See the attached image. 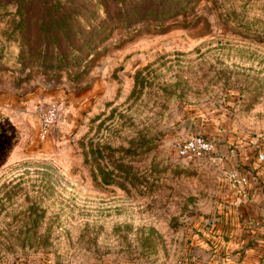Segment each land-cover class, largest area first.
<instances>
[{
    "label": "rangeland",
    "instance_id": "rangeland-1",
    "mask_svg": "<svg viewBox=\"0 0 264 264\" xmlns=\"http://www.w3.org/2000/svg\"><path fill=\"white\" fill-rule=\"evenodd\" d=\"M3 93L62 113L0 132V264H251L228 170L264 187V0H0Z\"/></svg>",
    "mask_w": 264,
    "mask_h": 264
},
{
    "label": "crops",
    "instance_id": "crops-1",
    "mask_svg": "<svg viewBox=\"0 0 264 264\" xmlns=\"http://www.w3.org/2000/svg\"><path fill=\"white\" fill-rule=\"evenodd\" d=\"M26 98L28 97L19 96L15 93H3L0 95V132L2 130H18V132H22L20 133V137H22L23 134H26L25 131L38 129V109L40 107L33 108L26 102ZM14 108H17V111ZM261 183L262 181L259 178L256 179L251 176L246 188V197L240 200L239 211L242 215V223L249 227L245 231L250 230L252 232L247 235L248 237H254L253 233L260 231L256 227H250L249 223H247L248 219L254 217L258 222L264 223V187ZM247 239L249 240V238L236 239V243L244 245L248 242ZM255 239L253 245L248 249V261L251 264L259 260L258 256L264 250V236H256ZM262 264H264V256Z\"/></svg>",
    "mask_w": 264,
    "mask_h": 264
},
{
    "label": "built area",
    "instance_id": "built-area-1",
    "mask_svg": "<svg viewBox=\"0 0 264 264\" xmlns=\"http://www.w3.org/2000/svg\"><path fill=\"white\" fill-rule=\"evenodd\" d=\"M62 113L61 106L52 102L38 109V137L46 139L57 125ZM216 151L215 142L202 133H192L181 140L176 145V155L182 158H194L209 155ZM228 177L237 188L242 198L246 197V188L250 180V174L240 168L232 166L228 170ZM263 227V226H262Z\"/></svg>",
    "mask_w": 264,
    "mask_h": 264
}]
</instances>
